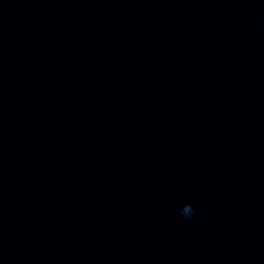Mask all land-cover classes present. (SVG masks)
Wrapping results in <instances>:
<instances>
[{
	"label": "clouds",
	"instance_id": "obj_1",
	"mask_svg": "<svg viewBox=\"0 0 264 264\" xmlns=\"http://www.w3.org/2000/svg\"><path fill=\"white\" fill-rule=\"evenodd\" d=\"M180 215L185 220H191L196 215V209L190 203L185 204L180 210Z\"/></svg>",
	"mask_w": 264,
	"mask_h": 264
}]
</instances>
